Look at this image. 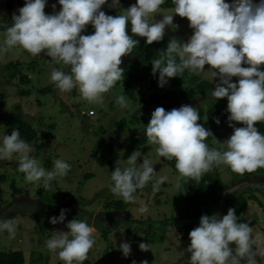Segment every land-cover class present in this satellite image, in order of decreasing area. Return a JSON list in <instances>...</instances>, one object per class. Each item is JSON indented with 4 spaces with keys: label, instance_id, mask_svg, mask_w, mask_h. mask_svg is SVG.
<instances>
[{
    "label": "clouds",
    "instance_id": "clouds-1",
    "mask_svg": "<svg viewBox=\"0 0 264 264\" xmlns=\"http://www.w3.org/2000/svg\"><path fill=\"white\" fill-rule=\"evenodd\" d=\"M175 8L162 13L165 0H136L122 14L108 15L102 6L120 8L119 0H58L61 9L46 14L47 0H25L12 16L13 24L6 29L4 46L0 53L19 45L33 57L44 53L52 62L63 63V70L53 69L51 81L65 92L76 90L90 104H103L104 94L123 77L120 67L122 57L133 52L139 41L132 36L145 37L147 44L160 42L166 26L176 29L174 15L187 18L193 34L187 42L169 39L165 52L152 60V74L159 73L158 86L163 88L170 78L187 69L192 73L210 66L213 78L218 82L212 91L215 101L227 98L229 127L233 134L225 141L227 150L210 149L205 143L213 133L198 123L200 113L196 107L182 105L170 111L157 107L151 114L145 133L151 144L158 145L159 156L175 158V167L181 177L200 181L213 169V165H228L235 173L255 172L264 168V135L255 126L264 122V0H172ZM53 9L56 5H52ZM162 14V19L156 16ZM91 24L94 34L82 35ZM131 25V33L126 31ZM178 58V60H177ZM247 65V66H242ZM70 71L65 72V68ZM233 77L238 81L233 82ZM117 103L127 107L125 96ZM233 122L243 126L236 127ZM220 124L219 118L215 120ZM35 147L21 138L19 130L4 135L0 146V159H11L19 154L18 168L27 182H43V189L52 187L57 177L67 175L70 165L63 160L54 161V170L41 167L30 153ZM139 149L127 159L130 165L112 172L113 194L126 202L135 200L133 193L144 188L155 175L153 163L143 158L142 167L137 160ZM167 180H155L153 191ZM179 186V185H178ZM31 211H35L32 209ZM68 210L61 209L58 217L49 222L53 225L65 221ZM141 211H144L142 208ZM234 208H229L222 218L219 214L201 215L199 226L189 232V264H260L264 261V247L257 245L258 238L249 222H238ZM68 231L56 230L46 241L47 248L58 254L65 264H82L95 244L94 227L86 217L72 219L66 225ZM16 223L5 219L0 230L15 235ZM234 245V247H233ZM139 248L148 251L147 243ZM127 258L130 243L119 245ZM260 258V261L257 260ZM132 264H136L133 260ZM142 264H147L143 261Z\"/></svg>",
    "mask_w": 264,
    "mask_h": 264
},
{
    "label": "rangeland",
    "instance_id": "rangeland-1",
    "mask_svg": "<svg viewBox=\"0 0 264 264\" xmlns=\"http://www.w3.org/2000/svg\"><path fill=\"white\" fill-rule=\"evenodd\" d=\"M174 8L161 12L170 13ZM156 19H162V14H158ZM174 24L178 25L176 32L184 37V40H179L187 42L193 34L188 19L174 15ZM170 30H173L172 27H169ZM5 39L6 32L0 30L2 47ZM50 59L44 53L33 57L19 45L0 53V146L5 134L11 135L12 128L7 123L10 115L18 113L38 131V139L28 143L35 147L36 151L30 155L36 158L39 165L53 171L54 161L59 159L71 166L66 176L57 177L52 187L45 190L42 181L25 180V174L18 168L19 154H13L11 159H0V223L5 219L16 223L15 235L8 231V235L0 234V252L21 250L26 257L24 264H65L56 252L47 248L46 241L52 238L53 231H68V221L86 217L95 229V244L87 257L92 264H132L133 260L136 264L143 261L147 264H189L191 254L185 250L190 245V239L184 237L181 231L187 219L182 212V182L171 161L158 155L159 146L149 140L142 143L139 138L147 137V124L159 102H166L163 108L167 111L189 105L205 113L215 102L212 91L218 77L213 78L208 65L203 72L193 73L209 80L210 87L206 93L190 98L186 103L179 98L167 100L162 97L158 102H145L155 94L164 96L174 89L171 80L161 88L158 79L153 83L149 77L130 88L119 80L104 94L103 104H90L75 89L70 92L58 89V95L55 92L40 93L41 88L53 83L52 70L64 68L62 62L56 68L55 62ZM11 61L24 63L23 72L29 74L30 84H22L19 76L9 77L7 64ZM29 64L31 67L27 68ZM261 70H264V65H261ZM235 79L238 78L233 77ZM27 89H30L29 94L21 93ZM119 96L126 97L127 107L121 108L117 103ZM123 118L125 123L120 122ZM203 120L207 121V117L204 116ZM208 130L214 134L212 145L207 144L209 148L226 151L225 141L233 130L226 126ZM131 137L135 141H131ZM137 149L142 153L137 166L142 167L140 164L146 158L154 164L156 172L144 188L133 193L135 200L126 202L111 191L114 186L112 172L116 166L121 169L129 167L127 159ZM221 166L223 183L217 191L216 202L222 203L225 196L238 191L249 196L252 191L258 190L254 192L258 200H249L250 209L243 217L249 218L258 213L255 216L258 222H254L252 227L254 236L258 238L256 246L264 247V174L238 177L228 165ZM88 173L92 176L86 178ZM162 176L167 180L158 191H153L155 180ZM118 200L123 201V210L117 206ZM108 203L112 205L107 207ZM142 208L144 211H141ZM61 209L68 210L65 221L51 224L49 219L58 217ZM214 213L222 218L223 205H216L211 215ZM0 233H5V230H0ZM123 241L131 246L127 258L119 249ZM141 242L147 243L150 249L140 250ZM257 260L260 261V258L257 257Z\"/></svg>",
    "mask_w": 264,
    "mask_h": 264
},
{
    "label": "trees",
    "instance_id": "trees-1",
    "mask_svg": "<svg viewBox=\"0 0 264 264\" xmlns=\"http://www.w3.org/2000/svg\"><path fill=\"white\" fill-rule=\"evenodd\" d=\"M172 0H165V3L161 5L163 8H169L174 7ZM9 26L6 27V29ZM152 45L157 46L158 51H154L151 47ZM162 43H155L147 44L146 41L143 47V50L141 51V58L135 60L132 62L128 67H125L123 70V77L120 79V82L125 87H132L135 83L146 80L147 78L151 77L153 83H156V80L159 77V73L157 72L154 76L152 74V60L158 59L160 56L165 52V50H161ZM0 47H2V44L0 42ZM178 60V58H177ZM32 63V62H31ZM8 66V72H10L9 77L11 79L16 78L19 76L20 81L22 84H30V77L29 74L23 72V66L24 63L21 61L13 62L7 64ZM31 67L29 64L27 68ZM56 68L59 67L57 63H55ZM11 70L13 71L11 74ZM169 80L172 81L174 84V89L164 94V96H159L155 94L151 100H146L145 102H158L159 98H165L167 100L172 98H179L184 100V102H188L190 98H193L197 95H201L207 92L208 88L210 87V81L209 80H203L199 77L197 74H193L189 72L187 69L184 71L183 74L180 76L170 78ZM238 79L233 80V82H237ZM40 93L42 94H48L50 92L56 93L58 95V88L55 86L54 83L50 84L49 86L43 87L40 90ZM22 94H29L30 89L22 90ZM227 98H222L216 100L207 111L204 113L200 111V120L198 123L202 124L206 129H216L218 127H229L228 122V116L230 113L227 111ZM167 104L166 102H159V107H165ZM204 116L207 117V121H204ZM219 118L220 124H216L215 120ZM138 119V118H137ZM126 119L123 118L120 122L125 123ZM8 125L11 126L12 130L15 128L19 130L21 134V138L24 139L27 142H33L38 139V131L35 127L31 125V123L24 120L20 114L13 113L10 115L9 120L7 121ZM236 127L243 126L239 122H233ZM255 126L258 128V131L264 135V122H256ZM231 130H233L232 127H229ZM11 130V132H12ZM131 141H135L133 137L130 138ZM139 140L142 143H146L148 141V138L141 137ZM214 140V134L213 136H209L205 143L212 145V142ZM163 159L168 160L163 157ZM171 161V165L174 168L175 172L180 177V180L182 182L183 186V215L187 218L184 225L181 226V231L184 237H189V232L199 226V221L201 215H209L211 216V213L215 210L216 205L218 207H221L223 205L224 208V215L227 214V210L229 208H234L236 215L239 217L238 222H249L250 221V227L255 226L254 222H258L256 215H250L249 218H244L243 214L249 210V200L255 199L258 200V196L254 195L255 191H252V194L249 196H246V194L243 191H238L237 193L233 195H227L223 198L222 203H218L215 200L217 191L219 187L222 185L223 180L221 177V165L216 166L213 165V169L211 172L206 173L202 176L199 182H197L194 179L187 178V177H181L178 170L175 167L176 161L175 158H173ZM231 170V168H230ZM232 171V170H231ZM233 172V171H232ZM235 176H244V177H252L256 174H264V168H262L261 171H255V172H245L243 175H240L239 173H235ZM92 176L91 173H88L85 177L88 178ZM251 188V187H249ZM248 188V189H249ZM44 195V194H43ZM123 201H116L117 206L120 208V210H123L122 207ZM57 203V202H55ZM112 204L108 203L106 204L107 207H110ZM249 208V209H248ZM252 209V208H251ZM257 212V211H256ZM157 226V224H156ZM26 262V257L23 251L21 250H12V251H2L0 252V264H24ZM59 264H62L61 262ZM73 264H76L73 262ZM84 264H92L90 260L86 259L84 261Z\"/></svg>",
    "mask_w": 264,
    "mask_h": 264
},
{
    "label": "flooded vegetation",
    "instance_id": "flooded-vegetation-1",
    "mask_svg": "<svg viewBox=\"0 0 264 264\" xmlns=\"http://www.w3.org/2000/svg\"><path fill=\"white\" fill-rule=\"evenodd\" d=\"M111 2V0H109V3ZM226 2L231 3L232 0H227ZM136 3V0H119V5L120 8L117 7H112L109 8L106 5L102 6V10L108 14V15H117V14H122L124 12V9H127L129 6H131L132 4ZM25 4V1L23 0H0V25H2L0 27L1 31L6 32V27L7 26H12V16L15 13L16 15H19L18 9L23 7ZM55 4L56 8L53 9L52 5ZM173 7H169V8H163L161 7V11L163 10H167V9H171ZM61 9V5H59L58 0H47L46 3V7H45V11L50 12L51 14L55 12H59V10ZM169 27L171 26H167L166 27V33L164 35V38L162 41H160L162 43L161 45V49L165 50L168 44V41L170 38L172 37H176L178 39H183L184 37L180 36V34H178V32H176L175 29L170 30L169 31ZM126 31L128 32L129 35H132L131 33V25L129 24ZM90 34H94V28L92 27L91 24L86 26V30L84 32H82V35H90ZM133 39H136L139 41L138 45L133 49V52L123 56L122 59V63L120 65V67L124 70L125 67H128L132 62H134L135 60L141 58V51L143 50V47H141L142 45H144L146 38L145 37H139V36H132ZM184 40V39H183ZM155 43H159V42H155ZM153 48V50L156 52L158 51L157 46L152 45L151 46ZM68 71H70V68L66 67L65 68V72L67 73Z\"/></svg>",
    "mask_w": 264,
    "mask_h": 264
},
{
    "label": "crops",
    "instance_id": "crops-1",
    "mask_svg": "<svg viewBox=\"0 0 264 264\" xmlns=\"http://www.w3.org/2000/svg\"><path fill=\"white\" fill-rule=\"evenodd\" d=\"M44 227V226H43ZM43 227H41V229L43 230L44 228ZM0 234H5V235H8V232H7V230H5V233H0ZM19 240H21V239H19ZM30 241V240H29ZM2 251H6V250H2ZM1 251V252H2ZM33 255V254H32ZM89 260V259H88Z\"/></svg>",
    "mask_w": 264,
    "mask_h": 264
},
{
    "label": "built area",
    "instance_id": "built-area-1",
    "mask_svg": "<svg viewBox=\"0 0 264 264\" xmlns=\"http://www.w3.org/2000/svg\"><path fill=\"white\" fill-rule=\"evenodd\" d=\"M91 113H93V112H91Z\"/></svg>",
    "mask_w": 264,
    "mask_h": 264
},
{
    "label": "water",
    "instance_id": "water-1",
    "mask_svg": "<svg viewBox=\"0 0 264 264\" xmlns=\"http://www.w3.org/2000/svg\"><path fill=\"white\" fill-rule=\"evenodd\" d=\"M23 1H25V0H23Z\"/></svg>",
    "mask_w": 264,
    "mask_h": 264
}]
</instances>
